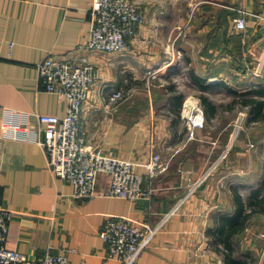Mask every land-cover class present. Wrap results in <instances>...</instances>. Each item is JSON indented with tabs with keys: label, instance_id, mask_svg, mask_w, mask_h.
Returning a JSON list of instances; mask_svg holds the SVG:
<instances>
[{
	"label": "crops",
	"instance_id": "crops-1",
	"mask_svg": "<svg viewBox=\"0 0 264 264\" xmlns=\"http://www.w3.org/2000/svg\"><path fill=\"white\" fill-rule=\"evenodd\" d=\"M134 1L146 23L125 53L110 55L80 50L90 36L93 0H0V209L13 213L6 247L27 257L20 264H41L47 253L66 254L69 264H122L100 236L104 222L157 223L218 160L238 112L248 114L242 94L264 86V75L251 74L264 51V0ZM241 11L248 13L245 32L235 27ZM80 54L98 73L82 115L88 144L135 163L142 175L143 164L160 154L166 170L150 201L106 197L107 174L99 177L95 198L75 199L72 186L49 167L38 115L62 117L67 102L45 90L36 65ZM119 90L127 97L112 110L109 97ZM200 94L215 111L205 108L206 127L188 142L179 97L185 106ZM247 121L235 150L137 264H225L209 230L219 214L235 211L236 194L247 200L264 184V121ZM262 235L264 205L238 235L252 264H264Z\"/></svg>",
	"mask_w": 264,
	"mask_h": 264
},
{
	"label": "built area",
	"instance_id": "built-area-1",
	"mask_svg": "<svg viewBox=\"0 0 264 264\" xmlns=\"http://www.w3.org/2000/svg\"><path fill=\"white\" fill-rule=\"evenodd\" d=\"M247 14L241 11V16L235 19L237 31L247 30ZM92 16L88 42L80 50L99 54L125 53L130 41L146 23L145 13L134 0H93ZM36 69L45 90L64 97L67 102L64 116L40 114L38 119L45 134L43 146L49 167L58 179L72 186L73 198L85 200L95 198L98 195L99 177L107 174L111 180L110 187L105 193L106 197L150 201L155 191L156 179L166 170L160 154L153 153L149 161L143 164L146 174L142 175L135 171L137 166L135 163L105 155L100 149L92 148L88 144L82 115L98 79V73L88 56L80 54L63 59L50 56L40 61ZM254 69L255 75H262L264 51ZM126 97L127 94L123 90L113 92L109 97L112 110H116ZM183 117L187 125V140L196 139L197 131L204 129L207 124L201 101L198 102L196 99L188 102L184 106ZM246 121L247 115L241 112L233 123L230 139L221 150L218 160L211 165L206 175L189 189L187 195L157 223L139 227L127 219L108 218L101 228L100 236L109 256L119 259L122 264H137L140 255L152 245L173 215L233 151ZM154 143V140H151L152 147ZM12 219L11 211L0 209V264L27 263L25 255L6 247ZM262 237L264 238V235ZM41 264H69V259L66 254L47 253Z\"/></svg>",
	"mask_w": 264,
	"mask_h": 264
},
{
	"label": "trees",
	"instance_id": "trees-1",
	"mask_svg": "<svg viewBox=\"0 0 264 264\" xmlns=\"http://www.w3.org/2000/svg\"><path fill=\"white\" fill-rule=\"evenodd\" d=\"M192 75L201 89L205 90L208 88L205 79L198 77L195 73H192ZM179 98V107L181 109L183 96ZM200 101L211 114H214L215 106L207 97L202 95ZM241 104L248 107L249 121H264V86L242 94ZM263 205L264 184L255 189L247 200L236 194L235 211L233 213H222L217 216L215 227L209 230V235L212 238L213 248L224 254L225 264L253 263L251 254L241 250L238 235L245 231L255 213L263 211Z\"/></svg>",
	"mask_w": 264,
	"mask_h": 264
},
{
	"label": "rangeland",
	"instance_id": "rangeland-1",
	"mask_svg": "<svg viewBox=\"0 0 264 264\" xmlns=\"http://www.w3.org/2000/svg\"><path fill=\"white\" fill-rule=\"evenodd\" d=\"M258 62V61H257ZM258 64V63H257ZM254 71H255V69H254V67L251 69V74L254 76V77H257V78H261V77H263V75H264V71H263V73H262V75L261 76H257V75H255V73H254ZM200 95H202V94H200ZM148 97V96H147ZM148 99V98H147ZM198 100V102H200L199 100V98L197 99ZM141 103H142V101H141ZM229 104V101L227 102V105ZM186 105V104H185ZM204 107V106H203ZM184 109V104H183V106H182V110ZM204 109H205V107H204ZM237 112V111H236ZM236 112H235V114H236ZM243 113H245L246 115H247V120H248V114H247V112H244V111H242ZM205 113H206V109H205ZM241 113V111L240 112H238V114H237V116H236V118L238 117V115ZM206 117H207V113H206ZM235 118V119H236ZM235 119H234V121H235ZM247 122L248 121H246V124H247ZM246 124H245V126H244V128L240 131V134H239V136H238V138H237V140H236V145H235V147L237 146V144H238V142H239V140L241 139V136H242V134H243V132H244V129H245V127H246ZM206 127V126H205ZM232 129H233V127H232ZM203 130V129H202ZM232 131V130H231ZM187 133H188V131H187ZM230 135H231V133H230ZM230 139V136H229V138L227 139V142H228V140ZM194 140H197V137H196V139H194ZM194 140H190V141H188V142H192V141H194ZM226 145V144H225ZM250 146H252V145H250ZM235 147H234V149L233 150H235ZM224 148V147H223ZM221 153V152H220ZM232 153V152H231ZM230 153V154H231ZM230 154H229V156H230ZM228 156V157H229ZM228 157L226 158V160L228 159ZM226 160H224L222 163H224ZM215 163V162H214ZM213 163V164H214ZM212 164V165H213Z\"/></svg>",
	"mask_w": 264,
	"mask_h": 264
},
{
	"label": "bare ground",
	"instance_id": "bare-ground-1",
	"mask_svg": "<svg viewBox=\"0 0 264 264\" xmlns=\"http://www.w3.org/2000/svg\"><path fill=\"white\" fill-rule=\"evenodd\" d=\"M188 106V105H187ZM188 108V107H187ZM189 110L186 111V115H188Z\"/></svg>",
	"mask_w": 264,
	"mask_h": 264
}]
</instances>
